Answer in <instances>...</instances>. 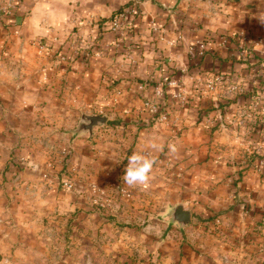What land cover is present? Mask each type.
I'll return each mask as SVG.
<instances>
[{
	"label": "crops",
	"instance_id": "1",
	"mask_svg": "<svg viewBox=\"0 0 264 264\" xmlns=\"http://www.w3.org/2000/svg\"><path fill=\"white\" fill-rule=\"evenodd\" d=\"M130 1L13 0L11 13L4 16L0 29V63L13 58L22 68L15 73L0 70L2 191L10 186H29L30 190L35 185L32 178L36 175L31 172L33 181L21 179L17 185V178L6 168L18 137L15 120L21 125H36L44 106L59 110L81 107L89 97L104 104L102 96L108 91L112 92L114 114L118 111L121 115L124 110L143 119L150 115L146 102L155 87L171 77L178 85L164 87L169 104L174 101V92L190 98L186 107L169 105L176 114H185L177 123V129L181 123L184 129L174 135V124L168 126L157 119L153 129L163 128L176 136V157L182 172L190 175L183 181L194 190L193 206L198 212L214 211L219 216H231L251 206L264 220V165L258 162L245 167L226 160L228 156L239 157L240 150L255 144L256 151L264 155V25L254 17L260 0H139V13L125 30L115 32L101 24L100 20ZM242 32L247 41L240 38ZM204 35L209 36L206 42L201 40ZM41 38L49 48L40 46ZM236 38L241 47L261 40L254 48L262 68L253 75L257 87L255 95L246 98V120L225 113L233 108L230 103L213 107L207 103L209 95L216 101L217 96L211 95L217 94L218 87L209 86L208 81L219 76L223 82L230 77H251L252 70L248 73V69L235 66L234 59L239 57L228 48L236 45ZM201 43L205 45L203 52ZM105 72L111 75V83L102 81ZM241 90L246 94L252 85H243ZM65 139L70 142L72 137Z\"/></svg>",
	"mask_w": 264,
	"mask_h": 264
},
{
	"label": "rangeland",
	"instance_id": "2",
	"mask_svg": "<svg viewBox=\"0 0 264 264\" xmlns=\"http://www.w3.org/2000/svg\"><path fill=\"white\" fill-rule=\"evenodd\" d=\"M208 37L201 40L206 42ZM45 40L40 39V46L49 48ZM234 40L236 45L228 48L239 57L234 59L235 66L250 73L241 54L251 48ZM21 68L13 58L0 63V70L15 73ZM261 68L260 64L252 68L248 78L230 77L222 84L214 81L217 94L211 96H217L216 101L209 95L207 103L211 107L230 103L233 108H224L225 113L244 120L247 100L241 87L257 85L253 75ZM110 76L105 72L101 79L111 83ZM160 83L163 89L167 85L164 79ZM102 97L104 104L89 97L81 107L59 110L44 106L36 125L15 120L18 137L8 160L11 177L17 178V185L21 179L31 180L30 172L36 179L32 178L35 185L30 190L29 186H10L3 192L0 187V264H264V220L258 216L259 210L245 206L231 216L198 212L193 206L194 190L183 181L190 175L182 172L180 158L167 147L169 143L177 145L176 136L163 128L154 130L157 118L150 112V118L144 115L143 119L124 110L121 115L118 111L114 114L111 91ZM171 98L179 107L190 105V98L183 93ZM127 100L121 102V109ZM172 103L167 101L168 126L185 116L176 114L169 106ZM83 114L106 115L108 120L95 126L92 134L75 133ZM174 126L177 129L179 125ZM183 129L181 123L173 134ZM151 136L158 137L159 151L148 147ZM66 137H72L70 142ZM257 148L258 144L246 146L239 157L226 160L254 166L259 159L251 157ZM143 150L156 160L151 181L146 187L130 188L122 179L127 157ZM66 181L71 187L64 186ZM180 203L192 213L191 223L183 228L169 216L172 207Z\"/></svg>",
	"mask_w": 264,
	"mask_h": 264
},
{
	"label": "built area",
	"instance_id": "3",
	"mask_svg": "<svg viewBox=\"0 0 264 264\" xmlns=\"http://www.w3.org/2000/svg\"><path fill=\"white\" fill-rule=\"evenodd\" d=\"M131 3L121 9L116 15H114L110 20L105 21L104 23L106 25H108L109 29L115 32L118 31H122L125 30L131 23V21L138 15L139 13V6L137 5L138 1H130ZM14 3L13 0H0V29L3 26V24L5 23V15L10 14L11 13V9L13 7ZM240 38L243 39L244 41H247V34L246 33H241ZM252 46H249L251 48V50L248 51V53H242L241 56L246 60L247 57H252L254 55H251L252 51H255V46L258 44H261V40H253L252 41ZM200 49L203 52V50L205 49V45L204 43L200 44ZM244 51V50H243ZM256 55V52H255ZM259 62V61H258ZM262 62V61H261ZM260 65L262 63H259ZM165 83L169 86V87H174L178 85V82L174 81V80H168V78L164 79ZM214 81H208L207 84L209 86H217V83H213ZM216 82H218L219 84L223 83V79L222 78H217ZM154 97L153 99H150L146 102V106H147V110L153 115V116H157V119L163 123H169L170 122V116H169V107L165 106L163 109L160 107L161 106V101L163 100V97L165 95L164 89H163V84L160 83L159 85H157L155 87L154 90ZM177 97H182V93H172ZM262 104L264 106V100L262 101ZM174 124H177L178 120H174L172 121ZM249 150V149H247ZM260 151H254L253 155H256L257 153H259ZM247 154H249V152H247ZM256 159H259V157H256ZM261 165H264V159L259 161ZM65 187H71V185L69 184L68 181H66L64 183Z\"/></svg>",
	"mask_w": 264,
	"mask_h": 264
},
{
	"label": "clouds",
	"instance_id": "4",
	"mask_svg": "<svg viewBox=\"0 0 264 264\" xmlns=\"http://www.w3.org/2000/svg\"><path fill=\"white\" fill-rule=\"evenodd\" d=\"M259 10L254 17L264 25V0H260ZM148 147L152 150L159 151L161 145L157 142L156 138H151ZM170 153H176L178 151L177 146L174 143L167 145ZM127 167L125 169V175L123 176L124 183L130 187H146L152 178L153 168L156 164L155 158L148 150L133 151L131 155L127 157Z\"/></svg>",
	"mask_w": 264,
	"mask_h": 264
},
{
	"label": "water",
	"instance_id": "5",
	"mask_svg": "<svg viewBox=\"0 0 264 264\" xmlns=\"http://www.w3.org/2000/svg\"><path fill=\"white\" fill-rule=\"evenodd\" d=\"M207 1V0H204ZM108 120L106 115L101 114H83L79 126L75 130V133L89 132L93 133L94 127L100 124L106 123ZM169 216L171 222L178 223L183 228L191 223L192 213L185 207L183 203L177 204L170 210Z\"/></svg>",
	"mask_w": 264,
	"mask_h": 264
},
{
	"label": "trees",
	"instance_id": "6",
	"mask_svg": "<svg viewBox=\"0 0 264 264\" xmlns=\"http://www.w3.org/2000/svg\"><path fill=\"white\" fill-rule=\"evenodd\" d=\"M129 5V3H126L125 5H123L122 7H120L118 10L114 11L109 17L105 18V19H102L100 22L101 24H103L105 21H108L110 20L114 15H116L121 9L127 7ZM256 55L252 56V57H247V59L244 61L245 64H247L246 67H248L250 69V72L252 70V68H255V66L257 64H259V62L257 63L256 61ZM226 74V73H225ZM224 74V75H225ZM169 80H171L172 78L169 77L168 78ZM256 87L257 85H252V90H249L246 94H245V98L249 97V98H252L254 95H255V91H256ZM261 87V85L259 86V88ZM161 108L163 109L165 106H167V100H166V95L163 97V100L161 101ZM157 117L154 116V119H156ZM256 157H264V155H261V153H257L256 155L252 156L251 157V160H255ZM252 162V161H251ZM10 168V164H7V167L6 168Z\"/></svg>",
	"mask_w": 264,
	"mask_h": 264
}]
</instances>
